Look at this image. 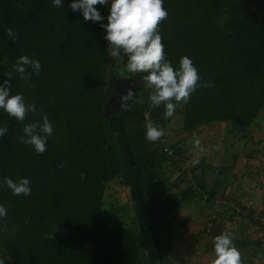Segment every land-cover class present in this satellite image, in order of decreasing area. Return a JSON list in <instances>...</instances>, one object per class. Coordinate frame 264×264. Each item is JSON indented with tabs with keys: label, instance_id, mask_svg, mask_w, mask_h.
I'll return each instance as SVG.
<instances>
[{
	"label": "trees",
	"instance_id": "obj_1",
	"mask_svg": "<svg viewBox=\"0 0 264 264\" xmlns=\"http://www.w3.org/2000/svg\"><path fill=\"white\" fill-rule=\"evenodd\" d=\"M70 2L63 0L61 7L54 8L49 0H0V83L11 73L10 94L22 93L37 108L24 121L0 110V126L8 128L0 137V179L26 177L31 187L29 196H13L6 186L0 188V204L7 209L0 218V260L3 264H146L143 234L122 222L112 227L104 215L109 183L122 176L131 185L110 122L127 110L138 112L140 119L149 112L159 128L170 117L164 119L163 105L149 106V89L135 79V101L127 110H114L105 118L109 78L105 32L99 22L84 21L79 11L73 12ZM163 6L168 15L158 31L165 58L176 67L182 56L189 57L198 69L199 83H211L198 87L187 103L175 107L184 132L212 131L220 124L247 132L264 109V0H164ZM94 7L107 23L108 5ZM8 28L15 40L6 34ZM21 55L39 60L38 75L27 66L23 76L14 71ZM45 114L54 132L46 151L37 154L18 138L25 124ZM143 128L146 131L145 123ZM144 141L152 169L166 182L172 163L177 170L174 155L183 156L184 148L165 136L149 143L144 134ZM134 142L129 136L126 147L142 176L132 151ZM167 146L173 156L165 154ZM223 165L216 169L199 159L191 172L203 175L202 179L195 178L188 188L197 182L203 190H194L192 197L203 195L206 202L218 197L219 186L225 183L221 178L229 175ZM212 170L216 180L208 184L206 175ZM138 187L141 204L149 203L146 188L140 183ZM157 192L167 193L168 188L158 187ZM141 204L135 205V212ZM156 233L161 242L162 230ZM167 233L165 237L171 235ZM251 243L257 248L256 240ZM248 245H235L242 264H250L248 258L243 261L241 250Z\"/></svg>",
	"mask_w": 264,
	"mask_h": 264
},
{
	"label": "rangeland",
	"instance_id": "obj_2",
	"mask_svg": "<svg viewBox=\"0 0 264 264\" xmlns=\"http://www.w3.org/2000/svg\"><path fill=\"white\" fill-rule=\"evenodd\" d=\"M116 67V61L109 56L106 102L112 96V78L117 73ZM139 98L140 96L137 95L136 99ZM176 107L180 108L181 104H176ZM130 111L127 110L120 113L110 122L124 153L123 159L127 171H129L131 185L128 186L122 176L109 183L104 201V215L109 224L113 227L122 222L126 227L136 229L139 233L143 234V250L147 259L146 264H169V259L172 260L171 264H188L193 260L199 261L196 264H208L210 259H213L215 256V254L214 256L210 255L209 245L212 244L213 246L211 235L215 234L216 230H212L211 228L210 233L207 231L208 226L206 225L207 223L209 224L210 216L214 221H217L218 218L226 221H224L226 226L224 227V231H220L219 234L222 232L228 233L233 241L238 244L249 243L245 249H241L244 262L247 261L246 258L250 254L258 258L260 255L257 256L256 254H260V251L250 246V242H255V239L259 237H253V230L255 234L258 228L253 229L254 226L251 223H247L245 220L237 217L229 221L227 219L229 213H226L227 211L224 209L216 207L218 209L217 212L216 208L207 209L205 204L206 198L203 195L192 197L194 190L198 191V188H200L199 192H202V185L196 182L195 187L188 188V186L190 182L195 181V178L199 181L203 176L201 174L196 175V172H193L197 166V163L193 164L194 159L204 156L209 162L215 164L214 168L218 169L221 166L219 160L224 158L225 165L222 167L227 166L229 175L226 174V178H221L225 183L219 186L218 197H221L223 200H231V202L238 205L240 201L230 197L233 196V192H241L245 198H248V202L258 201L262 197L261 189L264 179V109L260 112L255 124L248 127L247 132H245L246 134L241 133L236 127H227V124L216 125L213 129L215 137H208L205 143L201 142L198 147L191 143L195 138V132H184L182 116L176 109L174 115L169 118V122L161 129L164 130V136L169 143L178 144L184 148L183 159L179 161L180 164L176 163L177 170H175L176 168L173 167L172 163L170 169L172 173L166 182L162 180L156 168L153 169L155 171L145 169L151 160L147 161V164H144L138 159L144 171V175L142 176L139 174L137 168L133 167L132 164L134 162L126 147L127 139L129 136H133L135 143L132 151L134 153L135 151H141V157L143 156L142 151H149L144 141L145 130L142 125V118L145 121V117L149 115V112L144 113V115L141 114L142 118L140 119L138 112L132 114ZM133 131L135 132L134 134ZM204 144L206 146L210 144V146L205 148ZM210 151L212 159L211 154L206 157V153ZM213 154L216 155L213 157ZM149 167L152 168V164ZM191 170L193 171L191 172ZM181 171L189 173L181 174ZM181 175L184 177L182 178ZM230 175H233L232 177L234 178L236 177L235 183L231 186L229 183L231 179ZM138 176L140 179H138ZM215 178L216 176L210 180L212 181ZM239 181H241V184H238ZM139 183L144 186V189H147L145 191L149 203L145 202V204H141L142 194L140 187H138ZM176 183L178 187H174L173 184ZM158 187H166L168 188V192L161 194L162 192H157ZM159 196H161V199H157ZM139 203L141 206L137 213L134 207L136 204L139 206ZM205 214L207 218H205ZM199 216L204 217L206 223H203L201 220L197 221ZM167 218H170L169 221H167ZM189 220H191V226L190 224L188 226ZM216 225L214 228L218 229L219 226L216 227ZM199 226L200 228L198 229ZM165 227L164 231L163 228ZM159 228L162 230L164 238L161 242L159 238L157 241L156 232ZM168 231L171 232V235L165 237ZM236 243L234 244L236 245ZM206 251L209 252V255L206 254L205 260L203 259L200 262V256L202 255L204 258L202 253H206ZM182 260L186 263H181Z\"/></svg>",
	"mask_w": 264,
	"mask_h": 264
},
{
	"label": "clouds",
	"instance_id": "obj_3",
	"mask_svg": "<svg viewBox=\"0 0 264 264\" xmlns=\"http://www.w3.org/2000/svg\"><path fill=\"white\" fill-rule=\"evenodd\" d=\"M54 8L63 5V0H49ZM108 5L107 23L105 17L94 7ZM164 0H71L68 7L79 11L84 21L100 23L104 29V39L107 41V51L117 64V75L121 79L135 81L138 79L142 86L149 89L148 100L151 106L163 105V117L167 119L174 115L176 104L187 103L191 94L200 86L211 87V83L201 85L198 69L193 61L182 56L178 66L165 58L162 37L158 31L160 22L167 18ZM6 34L16 39L12 28L6 29ZM26 66L38 75L41 70L39 60L21 55L14 64V71L21 76L26 72ZM9 79L0 83V110L17 121H24L28 113L37 111L35 103H28L22 93L10 94L11 73ZM135 92L130 87L120 95V107L127 110L135 101ZM145 139L149 143L164 136V130L145 123ZM8 132L6 126H0V137ZM23 135L19 142L30 146L37 154L46 151L48 139L53 135L54 128L48 116L42 115L39 121L25 124ZM191 143L198 147L200 141L194 138ZM203 151V150H201ZM199 163L194 159L193 164ZM7 187L13 196H29L31 194L30 180L20 177L13 180L9 177L0 179V188ZM7 215V209L0 204V218ZM214 259L212 264H241L240 253L233 243L232 237L225 232L213 238ZM0 264L3 261L0 260Z\"/></svg>",
	"mask_w": 264,
	"mask_h": 264
},
{
	"label": "crops",
	"instance_id": "obj_4",
	"mask_svg": "<svg viewBox=\"0 0 264 264\" xmlns=\"http://www.w3.org/2000/svg\"><path fill=\"white\" fill-rule=\"evenodd\" d=\"M130 111V110H129ZM130 112H132V111H130ZM134 112H132V114H133ZM146 118H147V115H146V117H145V121L144 120H142V124H143V126H144V123H146ZM195 132V134H194V137L195 138H198L199 139V141H200V144H201V142H204L205 143V140L209 137H212V138H214L215 137V133H214V131L212 130V131H208V129H205L204 131H202V130H199V129H197L196 131H194ZM135 132L133 131V134H134ZM191 135V134H190ZM215 140V139H214ZM135 143V142H134ZM133 143V144H134ZM212 143H213V140H212ZM215 143V142H214ZM199 144V145H200ZM205 145V144H204ZM134 146V145H133ZM208 146H210V144H208L207 146L205 145V148H207ZM199 149H202V148H199ZM134 150H135V148H134ZM143 152V156L141 157V151H139V152H136L135 151V156L137 157V163L142 167V165L140 164V162H142V163H144V164H147V161H150L151 160V162H150V164L149 165H151L152 164V159H151V156H150V153H149V151H147V152H145V151H142ZM213 152V151H212ZM146 153V154H145ZM200 154V153H199ZM207 155H206V157H208L210 154H211V151L210 152H207L206 153ZM216 154H213V157L215 156ZM200 158H203L204 159V162L207 164V165H209V166H214L215 164H213L212 162H209V160L207 159V158H205L204 156H200L199 157V159ZM138 159H139V161H138ZM211 159H212V154H211ZM218 160V159H217ZM224 158L223 159H221V160H219V163L222 165L223 163H224ZM213 164V165H212ZM149 165L145 168V169H148V171H150V170H153L151 167H149ZM214 168V167H213ZM138 170V169H137ZM153 171H155V170H153ZM139 172V171H138ZM210 173H212V175H213V177L215 176V173H216V171L215 170H212ZM140 174V173H139ZM142 174L144 175V171H143V167H142ZM212 175H210V176H212ZM231 176V175H230ZM233 176V175H232ZM231 176V179H230V181H229V183H230V186L233 184V183H235V181H236V177L234 178V177H232ZM139 177V176H138ZM138 179H140V177L138 178ZM144 180V179H143ZM212 180H214V179H212ZM239 180H240V178H239ZM242 180V179H241ZM161 181V180H160ZM162 182V181H161ZM210 184H212V182H210ZM238 184H241V181H239V183ZM230 188V187H229ZM262 197L258 200V201H255V202H248V198H245L244 197V195L241 193V192H239V191H237V192H233V196H230V197H232V198H234V199H237V200H239L240 201V203L241 202H243V204H245V205H248V206H250L251 208H253V210L255 211V212H264V179H263V184H262ZM225 196V195H224ZM219 199H222L221 197H217L215 200H213V202L211 201V202H205V204H206V207H207V209H209V210H211V208H213V209H215L216 207H218L219 205H218V203H217V200H219ZM253 203H255V204H253ZM208 205V206H207ZM181 209V208H180ZM217 209V208H216ZM207 215L205 214V218H207L206 217ZM188 217H190V216H188ZM220 220L219 221H214V219H212V217L210 216V218H209V224L207 223L206 225L208 226V232H210L211 233V228H212V230H216V232H215V234H213V235H211V238H214L216 235H218L219 234V232L220 231H224V227H226L225 226V220H223V219H221V218H219ZM203 221V223H206V220L204 219V217H201V216H199V218L197 219V221ZM225 221V222H224ZM247 222V221H246ZM247 223H249V222H247ZM189 224H190V226H191V220H189V223H188V226H189ZM217 224V225H216ZM221 224H223V226H221ZM216 225V227H218L219 226V228L218 229H215L214 228V226ZM252 225V224H251ZM250 225V226H251ZM251 227H253V226H251ZM200 228V226L198 227V229ZM188 229V228H187ZM194 229H197V228H194ZM253 229H256L255 227H253ZM218 231V232H217ZM226 233V232H225ZM253 237L255 238L256 236H255V234H254V230H253ZM212 241V240H211ZM252 242V241H251ZM250 242V246L252 245V243ZM248 243V242H247ZM212 244H210L209 245V248H210V255H213L214 256V251H213V249H212ZM252 247V246H251ZM246 248V247H245ZM245 248H243V249H245ZM242 249V250H243ZM196 251V250H195ZM202 253V252H201ZM203 254V256H204V258L202 257V255L200 256V262H201V260H205V255L206 254H208L209 255V252L208 251H206V253H202ZM212 256V257H213ZM214 259V258H213ZM213 259H210V261H209V263L208 264H212V261H213ZM182 263H186V262H184V260H182L181 261ZM196 263H199V261L198 260H193V261H191L190 263H188V264H196ZM246 264H248V263H246Z\"/></svg>",
	"mask_w": 264,
	"mask_h": 264
},
{
	"label": "built area",
	"instance_id": "obj_5",
	"mask_svg": "<svg viewBox=\"0 0 264 264\" xmlns=\"http://www.w3.org/2000/svg\"><path fill=\"white\" fill-rule=\"evenodd\" d=\"M146 121L153 123V121L150 118V115H147ZM164 152L167 156L174 155V151L168 146L165 147ZM173 158L175 162L181 161V159H183L182 156H175V155ZM217 203L219 205L217 208L224 209L227 211L226 213H229V216L227 218L229 221L237 217L239 219L241 218L251 223L256 229L258 228L255 231V236L256 237L259 236L257 237V239H255L257 242L256 243L257 248L255 249L260 251V253L264 254V212H259V213L255 212L253 208H251L250 206L241 203L238 205L236 203L231 202V200L219 199L217 200ZM217 211L218 209H216V212ZM248 260L250 264H264V256L256 258L255 255L250 254L248 255Z\"/></svg>",
	"mask_w": 264,
	"mask_h": 264
},
{
	"label": "water",
	"instance_id": "obj_6",
	"mask_svg": "<svg viewBox=\"0 0 264 264\" xmlns=\"http://www.w3.org/2000/svg\"><path fill=\"white\" fill-rule=\"evenodd\" d=\"M130 87H132L133 91L135 92L138 88L137 82L136 81L133 82V81L128 80V83L125 85L124 88H125V90H128ZM120 105H121V101L119 99L110 101L109 104L107 105V107L105 108L106 109L105 118L108 119L114 110L121 109ZM210 175H212V173H209L206 175V181L208 184H210V182H211L210 179L213 177V175L212 176H210Z\"/></svg>",
	"mask_w": 264,
	"mask_h": 264
},
{
	"label": "flooded vegetation",
	"instance_id": "obj_7",
	"mask_svg": "<svg viewBox=\"0 0 264 264\" xmlns=\"http://www.w3.org/2000/svg\"><path fill=\"white\" fill-rule=\"evenodd\" d=\"M112 96L110 97L109 101L107 102L109 104L110 101L112 100H120V95L123 94L124 92H126L127 90H125V85L128 83V80L126 79H121L117 73L114 75V77L112 78ZM116 107V106H115Z\"/></svg>",
	"mask_w": 264,
	"mask_h": 264
}]
</instances>
